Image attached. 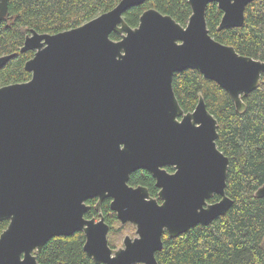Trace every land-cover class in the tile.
Returning <instances> with one entry per match:
<instances>
[{"label": "water", "instance_id": "obj_1", "mask_svg": "<svg viewBox=\"0 0 264 264\" xmlns=\"http://www.w3.org/2000/svg\"><path fill=\"white\" fill-rule=\"evenodd\" d=\"M144 1L119 0L79 26L54 34L31 29L25 36L20 51H34L24 63L30 78L0 86V220H9L0 235V264H37L32 251L79 230L84 252L97 264H158L164 232L177 237L231 207L217 120L200 94L185 112L172 79L195 69L242 113L243 97L264 75V59L212 37L206 7L214 2L222 11L220 30L241 26L254 0H188L185 25L149 8L131 27L123 14ZM7 13V0H0V21ZM12 56L1 55L0 68ZM164 164L175 173L161 170ZM136 169L156 178L161 204L147 200L145 188L127 185ZM214 195L220 198L208 202ZM255 196L264 197V183ZM93 197L97 211L111 198L110 209L137 236L111 248L102 214L98 221L84 218L85 201Z\"/></svg>", "mask_w": 264, "mask_h": 264}, {"label": "trees", "instance_id": "obj_2", "mask_svg": "<svg viewBox=\"0 0 264 264\" xmlns=\"http://www.w3.org/2000/svg\"><path fill=\"white\" fill-rule=\"evenodd\" d=\"M118 1L7 0L8 13L0 21V56H13L0 68V86L30 78L24 63L33 51L22 52L20 48L31 29L49 34L64 31L110 10ZM149 8L170 15L181 25L191 15L188 0H145L128 8L124 20L131 27L137 26L141 13ZM221 17L217 4L209 3L206 24L210 35L239 54L263 60L264 0L246 5L245 19L239 27L218 30ZM110 37L117 40L120 35L112 32ZM172 88L185 112L195 108L200 94L217 120L216 145L229 160L225 193L233 203L206 225L197 224L177 237L165 233L161 249L155 252L158 264H264V197L255 196V190L264 183V75L258 87L243 97L246 109L242 113L236 111L232 98L219 84L195 69L175 72ZM149 179L146 173L132 177L133 182L143 184ZM219 198L214 195L209 201ZM101 211L110 225V244H114L115 226L119 224L110 211L109 199L102 202ZM95 214L91 208L87 216ZM5 225L0 221V231ZM83 243L81 231L53 237L37 259L41 264H95L84 252Z\"/></svg>", "mask_w": 264, "mask_h": 264}, {"label": "flooded vegetation", "instance_id": "obj_3", "mask_svg": "<svg viewBox=\"0 0 264 264\" xmlns=\"http://www.w3.org/2000/svg\"><path fill=\"white\" fill-rule=\"evenodd\" d=\"M31 51H33V50H31ZM33 53H34V51H33ZM32 56H33V55H32ZM32 56H31V57H32ZM30 75H31V74H30ZM159 168H160L161 170H164V171H165L167 174H169V175L174 174L175 171H176L175 166L172 165V164H164V165L160 166ZM136 173H138V174L146 173V175L149 176V178H150V179H149V182H145V184H143L141 181L133 182V181H132V177H133ZM156 183H157L156 178H155V177L153 176V174H152L149 170H147V169H136V170H133V171L129 174L128 179H127V185H128V186H130V187H132V188L143 187V188H145V189L147 190V193H148V195H149V196L147 197V200H148V199H155V200L157 201L158 204H161L163 200L159 197V192H160V190H161L162 188H161L160 186H157ZM105 199H109V208H110L111 198H105ZM105 199H103V200L101 201V203H100V206H99V207H100V211H97V210L95 209V205H96V203H97V201H98V198H97V197H93V198H89V199H87V200L85 201V204L88 206V210L84 213V218H86V219H92V218H94L95 221H98V220L100 219V217H99V213H101L102 216H103V218H104L105 223H107V225H108V227H109L108 232H107V242H108V245H109L111 248L117 249V248L123 246V240H124V237H125V236H129L131 239H134V238L137 236V234H136V227H134V226L132 225V223H130V222L122 223V222L117 218V214H116V212H115V211H112V210L110 209L111 213L114 214L116 220L118 221L119 227H121V229H123L126 225H129L128 227H131L132 230H133L132 235L124 234V236H123V238H122V243H121V244H119V245H116V244H110V240H109V236H110V232H111L110 225H109L108 222L106 221L105 216H104L103 212L101 211V204H102V202H103ZM92 200H94V203H93V204L90 203V201H92ZM208 202H211V201L208 200ZM213 202H214V201H213ZM91 208L96 212V214H95V215H92V216H87V213L89 212V210H90ZM112 214H110V215H112ZM0 221L6 222L5 227L0 231V235H1V233L7 228L8 224H9V220H8V219H5V220H0ZM121 229H120V231H121ZM118 230H119V229H118ZM79 231H81V230H79ZM115 231H117V230H115ZM81 232H82L83 235H84V232H83V231H81ZM117 232H119V231H117ZM165 233H167V232H164V233L162 234V236H163ZM71 235H72V234H71ZM54 237H58V236H54ZM52 238H53V237H52ZM50 239H51V238H50ZM50 239H49V240H50ZM49 240H48V241H49ZM48 241H47V242H48ZM47 242H46V243H47ZM84 242H85V235H84ZM46 243H45V244H46ZM45 244H44V245H45ZM44 245H43V246H44ZM83 245H84V243H83ZM43 246H42V247H43ZM42 247H41V249H42ZM41 249H40V250H41ZM40 250H39L37 253H34V251L31 252V254L34 255V256L36 257V262H37V264H41V263L38 261V259H37V255L39 254ZM86 255H87V254H86ZM87 256H88V255H87ZM21 258L23 259V255H22ZM90 258H91V257H90ZM91 259H92V258H91ZM94 263H95V262H94ZM95 264H97V263H95ZM135 264H141V263H135Z\"/></svg>", "mask_w": 264, "mask_h": 264}, {"label": "rangeland", "instance_id": "obj_4", "mask_svg": "<svg viewBox=\"0 0 264 264\" xmlns=\"http://www.w3.org/2000/svg\"><path fill=\"white\" fill-rule=\"evenodd\" d=\"M128 226L129 225H126L123 229H121V231L118 230L119 225L115 226V229L118 230L119 232H117V231L114 232V237H115L114 244H116V245L121 244L124 234L132 235L133 230L131 227H128Z\"/></svg>", "mask_w": 264, "mask_h": 264}]
</instances>
